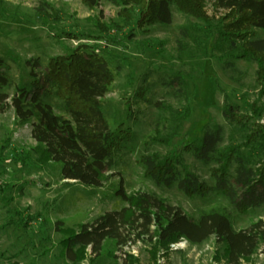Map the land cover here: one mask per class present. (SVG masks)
<instances>
[{
	"label": "rangeland",
	"instance_id": "1",
	"mask_svg": "<svg viewBox=\"0 0 264 264\" xmlns=\"http://www.w3.org/2000/svg\"><path fill=\"white\" fill-rule=\"evenodd\" d=\"M203 1L210 28L172 7L169 26L137 29L134 23L126 24L119 15L122 6L111 0H102L95 10L82 0H0V58L10 69V85L2 91L9 95V104L17 89L31 84L32 72L44 73L50 59L69 56L85 45L108 63L115 77L102 99L110 130L117 135L130 131L133 136L117 153L114 166L107 168L106 175L113 179L102 188H90L61 181L55 164L40 165L30 125H18L11 107L0 113V264H71L60 244L63 231L78 232L82 225L125 207L116 197L120 178L128 195L151 193L181 208L192 220L201 212L225 210L234 230L239 231L264 219V206L241 215L215 192L206 199L188 198L177 188L158 187L145 177L139 163L144 155H166L184 143H199L204 131L216 126L225 130L221 148L244 143L247 130L234 128L223 117L226 98L244 114H250L253 104L264 109V96L256 82L257 65L237 61L233 70L225 67L228 57L218 45L219 21L226 13L217 9L213 0ZM44 3L52 7H45L46 15L38 12ZM96 21L110 28L111 34H100ZM182 28H187L188 37L182 36ZM256 32L250 45L264 51V32ZM130 33L133 37L128 38ZM174 76L187 83L186 97L179 96L178 86H169ZM45 101L57 114H64L58 98L51 96ZM257 119L264 125V113ZM176 127L169 145L148 142L150 137L173 134ZM184 159L203 181L214 186L210 168L215 165L205 167L190 154ZM180 242L184 243L182 249L175 251L171 244L154 264H227L224 247L215 237L199 245ZM150 249L143 242L119 248L108 240L101 264H110L111 256L117 257L116 264H153ZM125 254H131L136 262L127 260ZM89 260L87 257L80 264H90ZM243 264H264V254L258 251Z\"/></svg>",
	"mask_w": 264,
	"mask_h": 264
},
{
	"label": "trees",
	"instance_id": "2",
	"mask_svg": "<svg viewBox=\"0 0 264 264\" xmlns=\"http://www.w3.org/2000/svg\"><path fill=\"white\" fill-rule=\"evenodd\" d=\"M82 1L90 10L97 9L102 2ZM111 1L122 6L119 15L128 26L134 23L137 29L156 24L169 26L172 7L203 21L207 28L211 27L203 0ZM213 2L217 9L226 13L219 21L218 45V50L228 57L225 67L233 70L237 61L255 63L256 82L261 87L260 95L264 96V51L250 45L256 31L264 32V0ZM45 7L52 9L44 3L38 12L46 15ZM134 13L136 19L133 18ZM96 23L100 34H111L110 28L98 21ZM181 33L184 38L188 37L187 28H182ZM132 35L127 34V37ZM9 70L0 58V113L11 107L18 125H30L31 137L37 144L34 149L37 162L44 166L57 165L61 181L90 188H102L109 183L113 176L106 175L107 168L114 166L117 153L133 140V136L130 131H121L120 135L112 132L104 114L102 99L110 91L115 78L108 63L91 52L90 47L79 46L69 56L50 59L44 73L32 72L31 84L17 89L11 104L9 95L2 91L10 85ZM169 86H178L179 96L186 97L187 83L181 76L172 77ZM51 96L62 102L64 114H57L45 101ZM156 107L169 109L162 104H156ZM249 109L250 114H244L229 98L225 99L223 117L234 128L247 130L244 143L221 148L225 140L224 128L206 129L199 143H184L166 155L153 153L142 156L139 163L144 167L145 177L158 187L177 188L188 198L206 199L215 192L241 215L262 208L264 125L257 118L263 115L264 109L256 104ZM175 121L180 122L178 118ZM175 129L169 136L150 137L148 142L169 145L176 136L178 128ZM185 154H190L205 167L215 165L210 168L213 187L186 164ZM119 181L116 197L125 207L82 225L78 232L63 231L65 237L60 244L64 257L71 264H80L87 257H90V264L103 263V247L108 240L114 241L119 248L143 242L151 247L149 253L153 264L160 252L171 244L186 240L199 245L212 237L224 247L227 264H243L258 251L264 254V219L239 231L234 230L231 217L225 210L201 212L197 220H192L181 208L151 193L139 191L128 195L124 180L120 178ZM125 258L133 257L125 254ZM110 259V264L117 263L116 256ZM216 260L220 261L218 257Z\"/></svg>",
	"mask_w": 264,
	"mask_h": 264
},
{
	"label": "built area",
	"instance_id": "3",
	"mask_svg": "<svg viewBox=\"0 0 264 264\" xmlns=\"http://www.w3.org/2000/svg\"><path fill=\"white\" fill-rule=\"evenodd\" d=\"M171 247H172L173 250L176 251V250L182 249L184 247V243L180 242V243H177V244H173Z\"/></svg>",
	"mask_w": 264,
	"mask_h": 264
}]
</instances>
